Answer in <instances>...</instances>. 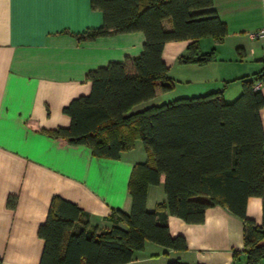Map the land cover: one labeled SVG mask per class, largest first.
I'll list each match as a JSON object with an SVG mask.
<instances>
[{
	"label": "trees",
	"instance_id": "obj_1",
	"mask_svg": "<svg viewBox=\"0 0 264 264\" xmlns=\"http://www.w3.org/2000/svg\"><path fill=\"white\" fill-rule=\"evenodd\" d=\"M213 4L214 0H91L92 7L102 11L103 23L73 33L78 40L142 31L143 50L89 70L91 92L63 108L71 117L70 125L42 131L85 144L94 156L115 159L140 140L148 160L133 166L128 183L131 209L115 210V224L109 229L99 230L80 206L54 195L38 230L45 240L40 264H125L147 241L185 251L186 238L172 235L168 215L200 223L206 209L216 204L244 221V249L234 251L230 264H259L264 259L260 116L264 95L254 87L258 80L264 81V70L227 81L242 84L232 100L225 97V84L207 93L134 108L153 99L158 87L162 91L175 87L176 78L163 59L166 42L191 39L178 56L179 63L202 65L216 60L215 48H201L202 38L222 41L228 34ZM162 176L166 199L150 210L148 188L160 184ZM249 196L263 197L260 225L247 215ZM8 204L15 206V199L10 197ZM167 264L185 263L170 259Z\"/></svg>",
	"mask_w": 264,
	"mask_h": 264
},
{
	"label": "crops",
	"instance_id": "obj_2",
	"mask_svg": "<svg viewBox=\"0 0 264 264\" xmlns=\"http://www.w3.org/2000/svg\"><path fill=\"white\" fill-rule=\"evenodd\" d=\"M213 7L227 24L228 34L222 41L202 38L201 48H215L216 60L179 63L178 56L191 39L166 42L163 59L178 81L192 71L204 73L199 94L226 84L225 97L232 100L242 84L227 81L264 70L263 42L248 34L264 26V0H214ZM102 23L103 13L92 7L91 0H0L1 264H40L45 240L38 230L54 195L80 206L99 230L115 224V210L131 209L128 183L133 166L148 160L142 141L115 159L94 156L85 144L42 131L70 125L71 117L63 108L91 92L89 70L142 52V31L90 40H78L73 34ZM260 91L264 95V82ZM167 94L171 93L158 87L153 99L134 108L181 95ZM260 116L264 129V106ZM163 180L164 176L160 184L148 188L150 210L166 199ZM10 197L15 199L13 207L8 204ZM246 212L262 224L263 197L249 196ZM168 225L172 235L185 236L187 250L147 241L125 264H167L170 258L185 264H230L234 251L244 249L243 219L218 204L206 209L203 222L189 223L169 214Z\"/></svg>",
	"mask_w": 264,
	"mask_h": 264
},
{
	"label": "rangeland",
	"instance_id": "obj_3",
	"mask_svg": "<svg viewBox=\"0 0 264 264\" xmlns=\"http://www.w3.org/2000/svg\"><path fill=\"white\" fill-rule=\"evenodd\" d=\"M187 77L182 79L183 81L176 80L175 87L171 90H168L167 95H173L176 96V94H181L180 96H192V95H198L197 87L200 80H203V74L204 73H194V71L187 73ZM207 74V73H205ZM190 78V80L188 79ZM212 90V89H211ZM173 99L176 97H172ZM172 259V258H170Z\"/></svg>",
	"mask_w": 264,
	"mask_h": 264
},
{
	"label": "built area",
	"instance_id": "obj_4",
	"mask_svg": "<svg viewBox=\"0 0 264 264\" xmlns=\"http://www.w3.org/2000/svg\"><path fill=\"white\" fill-rule=\"evenodd\" d=\"M248 34H249V36L252 39L262 40V42H263V51H264V26L256 28V29H253V30L249 31ZM263 82H264L263 80H258L255 83V86H254L255 89H260L262 84H263ZM259 264H264V259Z\"/></svg>",
	"mask_w": 264,
	"mask_h": 264
}]
</instances>
